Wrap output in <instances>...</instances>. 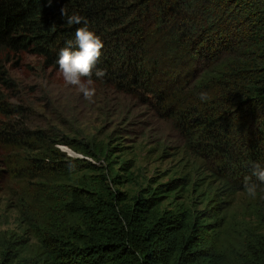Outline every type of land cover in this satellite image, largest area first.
<instances>
[{
    "label": "trees",
    "instance_id": "1",
    "mask_svg": "<svg viewBox=\"0 0 264 264\" xmlns=\"http://www.w3.org/2000/svg\"><path fill=\"white\" fill-rule=\"evenodd\" d=\"M62 7L103 41L93 73L106 75L94 82L139 97L190 163L129 198L105 185L132 181L125 162L95 181L109 154L92 139L1 130L20 149L46 147L30 174L47 186L39 212L22 214L33 243L0 236V264H264V184L255 197L243 187L251 163L264 166V0H0V51L59 71L60 49L82 26Z\"/></svg>",
    "mask_w": 264,
    "mask_h": 264
},
{
    "label": "rangeland",
    "instance_id": "2",
    "mask_svg": "<svg viewBox=\"0 0 264 264\" xmlns=\"http://www.w3.org/2000/svg\"><path fill=\"white\" fill-rule=\"evenodd\" d=\"M92 87L96 92L90 102L64 82L62 73L44 67L40 58L0 51V236L12 233L33 243L22 214L39 212L40 193L47 186L30 174H36L30 170L31 159L38 150V155L43 154L41 147H46L39 146L34 152L29 147L20 149L1 134L3 129H51L55 139H92L95 147H103L109 154L107 160L95 162L99 168L95 181L111 166L125 162L131 166L132 181L121 180L118 185L105 181V185L129 198L147 182L166 183L186 172L190 158L169 123L144 106L139 97L123 95L98 82ZM57 149L72 159H84ZM235 223L233 220V229Z\"/></svg>",
    "mask_w": 264,
    "mask_h": 264
},
{
    "label": "clouds",
    "instance_id": "3",
    "mask_svg": "<svg viewBox=\"0 0 264 264\" xmlns=\"http://www.w3.org/2000/svg\"><path fill=\"white\" fill-rule=\"evenodd\" d=\"M52 0H48L49 6ZM62 17H66V22L69 25H82L76 28L75 40L67 41V46L61 48L59 51V58L56 61L58 70L62 73L64 82L67 85L76 87L82 94L83 98L87 101H92L95 96V88L92 87L94 80L103 79L106 75L105 69H93L99 60L102 49L104 47L101 38L93 31L89 30L87 20L77 13L68 15L67 9L62 7L60 9ZM55 25H53V28ZM69 155H76L70 146H60ZM75 166L70 165L69 171H74ZM251 175L245 176L243 179V187L246 193L255 197L257 188L264 184V166L258 162H253L250 165ZM255 178L253 182L252 178Z\"/></svg>",
    "mask_w": 264,
    "mask_h": 264
}]
</instances>
